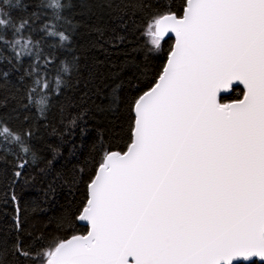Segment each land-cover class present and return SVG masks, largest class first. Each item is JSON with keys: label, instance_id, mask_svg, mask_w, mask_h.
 Masks as SVG:
<instances>
[{"label": "snow or ice", "instance_id": "6c2138e0", "mask_svg": "<svg viewBox=\"0 0 264 264\" xmlns=\"http://www.w3.org/2000/svg\"><path fill=\"white\" fill-rule=\"evenodd\" d=\"M19 7L0 0V27ZM119 10L147 13L156 49L175 34L165 67L134 103V140L105 156L82 212L63 218L87 221L86 235L45 237L50 243L36 251L21 242L12 259L0 249V264H264V0H186L179 18L151 0H122ZM30 44L17 58L32 53ZM236 84L243 96L228 101ZM31 135L0 131V180L10 168L5 199L16 206L20 178L37 158Z\"/></svg>", "mask_w": 264, "mask_h": 264}, {"label": "trees", "instance_id": "16d2710c", "mask_svg": "<svg viewBox=\"0 0 264 264\" xmlns=\"http://www.w3.org/2000/svg\"><path fill=\"white\" fill-rule=\"evenodd\" d=\"M13 2L20 7L11 13V24L0 27V131H30L28 146L37 158L16 188L18 206L5 199V192L10 196L12 191L10 168L0 180V249L8 251L9 259L21 242L26 251H36L50 243L45 237L87 234L88 226L63 218L82 212L105 156L128 150L134 139V103L163 70L174 45L166 38L156 49L154 26L147 30L143 23L147 13L120 11L122 0ZM151 2L178 18L184 14L186 0ZM24 20L28 24L17 32ZM60 33L68 40L61 41ZM25 41H31L32 53L17 58ZM38 78L48 82V89L41 91ZM244 91L234 86L228 101L242 98ZM7 150L15 154L19 146L9 141ZM18 264L27 261L21 258Z\"/></svg>", "mask_w": 264, "mask_h": 264}, {"label": "water", "instance_id": "95a60500", "mask_svg": "<svg viewBox=\"0 0 264 264\" xmlns=\"http://www.w3.org/2000/svg\"><path fill=\"white\" fill-rule=\"evenodd\" d=\"M166 38H172L174 40V45H175V34L174 33H168V34H166L163 39H166ZM174 45H173V48H174ZM238 85H240V84H236L235 86H238ZM89 195H90V188H89ZM79 222H80L81 225L88 226L89 227V230H90V225L88 224L87 221H79ZM253 259L254 260L252 262H254V261L259 262V258H253ZM240 263H242V262H239V264ZM234 264H237V262H234Z\"/></svg>", "mask_w": 264, "mask_h": 264}]
</instances>
